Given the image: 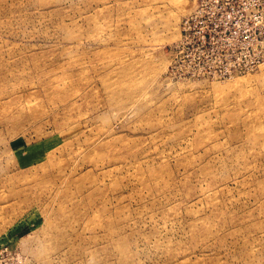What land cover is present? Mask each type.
I'll return each mask as SVG.
<instances>
[{
    "label": "rangeland",
    "instance_id": "374dc122",
    "mask_svg": "<svg viewBox=\"0 0 264 264\" xmlns=\"http://www.w3.org/2000/svg\"><path fill=\"white\" fill-rule=\"evenodd\" d=\"M196 2L0 0V264H264V62L183 72Z\"/></svg>",
    "mask_w": 264,
    "mask_h": 264
},
{
    "label": "built area",
    "instance_id": "2783aa9c",
    "mask_svg": "<svg viewBox=\"0 0 264 264\" xmlns=\"http://www.w3.org/2000/svg\"><path fill=\"white\" fill-rule=\"evenodd\" d=\"M262 6L264 0H197L194 14L182 20V42L176 47L183 72L229 77L264 62Z\"/></svg>",
    "mask_w": 264,
    "mask_h": 264
}]
</instances>
